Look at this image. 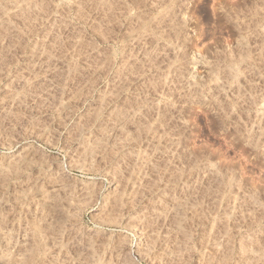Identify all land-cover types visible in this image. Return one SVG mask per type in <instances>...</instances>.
Masks as SVG:
<instances>
[{"label": "rangeland", "instance_id": "1", "mask_svg": "<svg viewBox=\"0 0 264 264\" xmlns=\"http://www.w3.org/2000/svg\"><path fill=\"white\" fill-rule=\"evenodd\" d=\"M0 264H264V0H0Z\"/></svg>", "mask_w": 264, "mask_h": 264}]
</instances>
